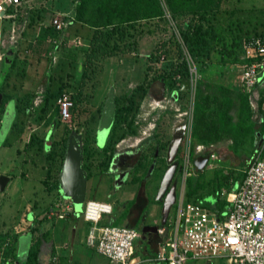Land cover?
<instances>
[{
    "label": "rangeland",
    "instance_id": "obj_1",
    "mask_svg": "<svg viewBox=\"0 0 264 264\" xmlns=\"http://www.w3.org/2000/svg\"><path fill=\"white\" fill-rule=\"evenodd\" d=\"M63 1L66 3L65 11L68 12L74 7L76 0ZM161 1L165 8L163 18L146 22L140 21L132 26H127L123 28L122 35L120 32H115L107 44V52L101 53L97 57H91L85 62L86 70L85 75L80 78L81 84L77 89L69 91L72 106L69 110L70 116L65 121L67 128L62 142L55 143L54 147L59 155L61 168V156L65 152L68 133L74 130L82 135V166L86 172L87 180L86 195L82 206L88 199H98L111 202L114 214L120 213L119 211L126 206L123 199L124 192H121L124 187L114 189L112 185V174L108 173L110 153L113 149L135 151L147 143L142 167L136 169L137 175L133 176L132 173L133 179L127 180L128 182L129 180L142 181L140 173L143 165H148L156 147L159 149L158 159L164 160L167 141L171 136L173 126L179 119H184L187 122V129L178 152V158L183 163V173L176 187L177 198L187 190V172L197 175L194 165L189 160L193 153V146L195 152L200 145L205 151L215 153V158H211L210 163L208 162L209 166L204 167L203 171L198 174L199 180L204 182L198 191L199 194H207L212 190L214 184L207 181L215 175L221 179L222 187L230 189L229 180L225 182L226 177L223 176V173L226 171L227 175L231 176L233 172L245 168L243 157L247 155H242L241 151L246 150V143H242L239 147L240 150L236 154L234 153V157L226 147L230 142L227 139V134L220 133L219 137L217 135L211 137V135L217 129V109L224 96L231 98L230 114L234 120L240 112L242 94L249 96L252 118L258 120L264 116V111L261 109L264 103L259 107V99L264 97V90L261 89L262 84L248 91L240 80L241 70L247 63L244 59L246 55L244 40L255 33L264 32V0H220L218 4L210 5L206 19H203V25L210 28L217 35V39L211 40L213 49H210L208 55H204L202 59L200 56L195 58L189 55L179 34L182 19H190L192 15L186 14L184 18L172 19L163 0ZM56 10L59 11L58 8ZM49 14L46 11L45 20L33 26L26 23L15 50V64L9 70L6 79L0 81L1 91L12 98L4 102L1 98L0 101V119L4 104L6 102L8 104L3 116V125L0 128V145L5 138L15 136L20 141V149L26 150L24 147L27 144L23 146V143L26 140L25 143L30 141V134L35 129L44 133L47 128H50V124L45 127L47 123L44 120L46 117L50 118L54 112L58 113V99L62 93L61 89L65 79L66 61L68 58H72L78 59L80 62L83 59V50L88 47L89 33L85 31L66 32L63 42L55 43L53 38L57 37L59 33L51 30V27L50 29L45 27L49 26ZM74 37H78L81 42L74 45L72 42ZM220 37H223L222 39L227 43L226 47L222 46ZM234 39L239 42L235 54H231L228 50L232 47L231 41ZM164 64H170V69L164 81V97L158 99L150 91V88L161 87L163 80L159 79L158 75L163 72ZM182 74L191 80L190 88L187 91L180 90ZM110 86L115 88L116 121L112 132L107 137L105 146L101 148L96 145L95 136L103 102ZM51 92L55 95L48 100L47 107L43 110L45 96ZM13 98L16 99V104H14ZM203 99L206 101V121L210 126V131L204 135L203 139L194 140L192 137L193 106L197 100ZM26 106L31 111L29 115L24 113ZM57 113L54 114V118ZM46 139L48 140V138ZM211 145L215 146L211 147ZM14 146L19 147L14 143L13 146L0 148V175L9 172L11 167L15 173L20 170L14 163L16 151ZM40 160L44 161L42 155L37 156L36 162ZM30 166L32 165H28L26 168ZM31 174L33 176L25 180L31 183L30 192L25 188V182L20 181L18 179L20 177L14 175L4 191L0 193V234L28 231L31 228L34 214H26L24 198H30L31 201L34 198L40 200L41 206L35 208L36 213H40L43 210L40 208L49 202L55 204L62 199L67 200L59 191V185L51 191L45 189L40 181L41 177L38 176L42 174L41 171ZM160 174L161 170L155 171L148 179L147 185L151 194L158 186ZM21 187H24V192L17 190ZM130 188V185H126L127 191ZM184 197L188 200L186 194ZM150 200L155 201L153 196ZM204 201L212 204L213 197L205 195L200 202L204 203ZM129 207L126 208V213L130 211ZM61 209L63 210V206ZM145 209L149 212V205ZM175 211L176 205L173 204L169 219L174 218ZM156 215V225H161V208L154 214V216ZM59 220L60 218H54L51 224L56 225ZM130 221L126 220L124 216H119L115 224H127V222L132 224ZM150 221L151 218L148 217L147 222ZM48 222L47 219H44L39 224L41 230L46 231L45 237L49 239L53 234L58 241L63 238L70 240L69 231H62L57 225L52 229ZM61 222L64 221H59L60 226L63 224ZM132 227L137 231L134 257L137 264H140L152 252L147 248L146 241L139 235L140 223L137 222ZM27 236L19 251V260L26 254L30 235ZM159 239L157 236L158 241ZM84 249L87 256L84 259V264H109V260L105 256L85 245ZM184 264H228V262L224 258L214 259L211 262L189 258ZM232 264L235 263L232 262Z\"/></svg>",
    "mask_w": 264,
    "mask_h": 264
},
{
    "label": "built area",
    "instance_id": "obj_2",
    "mask_svg": "<svg viewBox=\"0 0 264 264\" xmlns=\"http://www.w3.org/2000/svg\"><path fill=\"white\" fill-rule=\"evenodd\" d=\"M55 1L0 0V65L6 47L18 45L32 9L44 8L45 12L50 13L49 25L59 33L53 41L57 44L63 42V32H67L73 18L58 12L53 6ZM72 42L76 45L81 40L74 37ZM244 46L246 56L259 55L257 60L244 64L241 70V83L250 91L264 81V35L249 38ZM71 106L69 93L62 92L58 99V114L62 121L69 118ZM261 136L263 142L259 144L257 141L242 170L240 181L233 187V181L230 180L231 191H220L228 202L227 210L221 213L201 202L186 200L185 192L182 193L174 203V218H168L166 239H159L157 251L143 261L184 264L189 258L206 262L224 258L235 264H264V133ZM197 148L199 151L204 150L203 147ZM209 158H215V153L211 152ZM191 175V172H187V176ZM61 207L60 202L48 206L41 217L31 223V227L38 226L39 220L44 218H64L71 208L62 211ZM112 208V204L107 201L88 199L84 202L82 216L90 223L86 244L111 263L137 264L134 257L135 228L127 224H104L100 221L103 214L112 212ZM163 230V227H159L158 233ZM41 231L40 228L30 232L31 243L39 239ZM41 244L44 245V241ZM65 248L66 243L52 244L46 250L41 247L37 264H61L59 250ZM0 264H22L15 256L11 234H0Z\"/></svg>",
    "mask_w": 264,
    "mask_h": 264
},
{
    "label": "trees",
    "instance_id": "obj_3",
    "mask_svg": "<svg viewBox=\"0 0 264 264\" xmlns=\"http://www.w3.org/2000/svg\"><path fill=\"white\" fill-rule=\"evenodd\" d=\"M219 1L220 0H163V3L165 4L166 9L172 19H176L178 17L184 18L186 14L192 15L190 19H182L181 29L179 30L182 42L186 45L187 51L189 52V55L191 57L196 58L197 56H200V59H202L204 55H208V51L210 49H213L211 40L217 39V35L210 28L203 25V19H206V14L211 7L210 5L218 4ZM61 2L62 0H56L53 3V6L57 9L58 5H63L65 9V1H63L62 3ZM73 8L74 13L72 24L73 22H78L82 26H86L88 29H91L92 32H90L89 37H87L89 43L88 47L82 52L83 59L79 62L78 59L74 60L72 58H68L66 61L65 79L61 92L67 93H69V91H72L73 89H77V87L81 84L80 78L85 75L86 70L84 66L85 62L91 57H97L101 53L105 54V52H107V44L115 32H120V34L122 35V31L124 30L123 28L132 26L140 21L146 22L150 20H159L164 17L165 13V8L162 5L161 0H76ZM45 17L46 15L44 8L32 9L28 16L27 25L33 26L39 22H43L45 20ZM45 27H48L50 29L51 26L49 25ZM51 30L55 32L52 27ZM74 32L78 33L80 31L77 30ZM63 33L65 34L66 32ZM261 35H264V32L255 33L254 35L247 37L244 40V44L249 38ZM222 38L223 37H220V39L222 40V46L226 47L227 43ZM235 39L234 41H231V45H233L228 50V52L231 54H235L236 46L239 42ZM16 47L17 46L10 45L5 49L1 62L0 81L6 79L9 70L15 64ZM258 58L259 55L244 56V59L245 61H247V63L253 60H257ZM78 64L82 65V68H80V70H78ZM163 66L164 70L161 74L158 75V77L164 82L169 74L168 70L170 69V64H164ZM182 75V77H185L184 74ZM0 94L2 95V102L12 99L7 94L3 93L1 91V88ZM54 95L55 93L51 92L50 94H47L45 96L46 99L42 107L43 110L46 109L48 100ZM240 101V112L238 113L236 120H234L232 115L230 114L231 98L229 96H224L222 98L217 109V129H215L213 135H211V137H215V135L219 137L218 134L220 133L227 134V139L230 140V147H232L234 151H238L242 143L245 144L246 141L253 144V140L257 131H259L260 134L264 132V118L263 121L260 122V125L258 127L255 125L257 123V120H254L252 118L253 113L250 107L249 96L246 94H242L240 97ZM263 103L264 97H261L259 99V107ZM193 109L194 125L192 129V137L194 140H201L203 139L204 135L210 131V126L206 121L207 107L205 99L197 100L194 103ZM30 112L31 111L29 107L26 106L24 109L25 115H29ZM55 113H57V111L54 112L52 116L49 115L50 118L46 117L44 120V122L47 123L46 126L50 124L54 130V134L52 135L51 133L50 138L48 139V143L45 139L48 130L44 133H40L35 129L30 134V141L26 143L27 145L24 147L26 150L29 148H33L32 150L34 154L42 155V157L45 159L47 166V176L43 180V182L46 184L49 190L58 187L57 175L60 170V158L54 146L55 143L62 142L67 128V124L60 119V115L58 113L56 114V117L54 119L53 116ZM115 121L116 102L114 121L111 126L110 132H112L113 130ZM255 145L253 146V149ZM63 156L64 154L61 156V162L63 160ZM142 156L138 162L139 165L144 159L145 152L142 154ZM200 172L201 170L195 169V174L197 175L188 176L186 179L187 190L185 194L188 200L200 202V200L205 195H210L215 199V203L211 204L204 201V203L202 204L210 209H216L221 213L224 212L223 206L226 202L219 199L218 194L220 189L222 188L221 179L216 177V175L212 179H209L207 182L214 184L212 190L207 194H199L198 191L202 187V184H204V182H200L199 180L198 174H200ZM227 174V172L223 173V176L226 177L225 182L229 180L230 175ZM242 176L243 173L241 172L240 178ZM134 179H137V177H134ZM214 192H216V194H213ZM122 216L125 215L122 214ZM111 224H115V221ZM40 228L41 227L39 225L35 227L33 226L29 229V232H34L36 229ZM42 240H44V235L43 239L42 237H39L38 240L29 245V247L27 248L26 256L21 260L22 264H37ZM157 243L158 240L156 239L153 245L154 247H156V249H152V252L157 251Z\"/></svg>",
    "mask_w": 264,
    "mask_h": 264
},
{
    "label": "crops",
    "instance_id": "obj_4",
    "mask_svg": "<svg viewBox=\"0 0 264 264\" xmlns=\"http://www.w3.org/2000/svg\"><path fill=\"white\" fill-rule=\"evenodd\" d=\"M58 9H59V11L58 12H60V13H64V12H66L65 11V9H64V6L63 5H58ZM73 13H74V8H72L70 11H68V12H66V14H68L70 17H72L73 18ZM68 30H69V32H68ZM68 30H67V33H71V31L73 30V31H82V32H87V33H90V32H92L91 31V29H88L86 26H82L81 24H79L78 22H73V24H71L70 25V27L68 28ZM259 84H262V86H261V89H264V81H262L261 83H259ZM257 86H259V85H257ZM256 87V86H255ZM13 101H14V104H15V102H16V99L15 98H13ZM15 106V105H14ZM261 109L264 111V104L262 105V107H261ZM263 118H264V116H261L258 120H257V123L255 124L257 127L260 125V122L261 121H263ZM55 119V118H54ZM254 119V118H253ZM254 120H256V119H254ZM13 121V120H12ZM48 126V125H47ZM46 126V127H47ZM47 130H48V132H47V134H46V137H45V139L46 138H50V135H51V133H53L52 131H53V127H51V125H50V128H47ZM49 133H50V135H49ZM259 133V134H258ZM264 133V132H263ZM262 133V134H263ZM262 134H260V132L259 131H257L256 132V134H255V138H254V140H253V144H251L250 142L248 143L247 141L245 142L246 144H245V148H246V150H244V151H241L242 152V155H247V156H245V157H243V160H244V166H245V164H246V162H247V159H248V157H249V155L251 154V151H252V149H253V146L257 143V141H259V138L261 137V135ZM8 138V139H7ZM7 138H5L4 139V143H2L0 146V148H3V147H7V146H10V145H12L13 146V144L15 143L16 145H18L19 146V143H20V141H19V139H17V138H15V136H13L12 138H10V137H7ZM229 141V140H228ZM25 142H27V140L25 141ZM23 143V146H25L26 145V143ZM214 147L215 145H211V147ZM15 147V146H14ZM198 147H201L200 145L198 146ZM226 147H227V149L229 150V151H231L232 152V154H233V156L235 157V155H234V153L236 154L240 149H238V151H234L233 150V148L232 147H230V142L226 145ZM16 148V147H15ZM33 148H29V149H27V150H23V149H20V146L18 147V148H16V151H15V158H14V163L20 168V170H17V172L15 173V171L13 170V168L11 167L10 169H9V172H7V173H5V175H8L9 176V181H8V183L11 181V179L14 177V175H16V177H20V178H18L20 181H24L25 183H24V185H25V188L26 189H28V191L30 192V187H31V183H28V182H26L25 180L27 179H29L31 176H33V174H31V173H35L36 174V172H39V171H41V175H38L39 177H41L40 178V181L43 183V185L45 186V189H47L48 191H51V190H49L48 188H47V186H46V184L43 182V180L46 178V176H47V166H46V161H45V159H44V161L43 162H41V160L40 161H38V162H36V160H37V156H40V155H38V154H34V152H33V150H32ZM199 148H197V150H196V152H195V154L196 153H198L199 152V150H198ZM208 153H211V152H209L208 151ZM210 161V160H209ZM208 161V162H209ZM210 163V162H209ZM209 163H207V165L205 166V167H208L209 166ZM28 165H32V166H30L29 168H26ZM194 167H195V165H194ZM26 169V170H25ZM29 169H31V170H29ZM195 169H197L196 167H195ZM204 169V168H203ZM203 169L201 170V172L203 171ZM243 170V169H242ZM242 170H237V171H235V172H233L232 173V175L230 176V178H229V184H230V186L232 187V183H231V181L230 180H232L233 181V187H235L236 185H237V183H238V181H240V173L242 172ZM30 171V172H29ZM200 172V173H201ZM225 173H226V171H225ZM239 174V175H238ZM23 178V179H22ZM58 178V177H57ZM208 180V179H207ZM200 182H202V181H200ZM7 183V184H8ZM126 185H130L131 186V188L129 189V191H127L126 190ZM126 185H124V186H122V187H124L123 188V190H121V192H124L123 193V199L124 200H129V199H131L135 194H139V189L137 188V183L136 184H127L126 183ZM6 187H7V185H6ZM5 187V188H6ZM230 187V189H227V188H224V187H222L221 189H220V191H222L223 189L224 190H226L227 192L228 191H231V188ZM120 189H122V188H120ZM17 190H21L22 192H24L23 190H24V187H21L20 189L19 188H17ZM127 191V192H126ZM220 191H219V199H221V200H223V201H225L226 203L224 204V209H223V211L225 212L226 210H227V207H228V202L226 201V198H225V194H221L220 193ZM26 193V192H25ZM142 194H144L143 192H142ZM27 195V194H26ZM145 196L146 197H148V198H150V197H152L153 196V194H151L150 192H149V190H148V188H147V191L145 192ZM24 200L26 201L25 202V208L27 209H25L26 210V214H28V215H31L32 213L34 214H32L33 216H32V218H33V221H36V220H38L40 217H41V215H42V211H44L48 206H50V205H52V204H54L53 202H49L48 204H46V205H44L42 208H40V209H43L40 213H36V207H40L41 206V204H40V200H38V199H33V201H31V199L30 198H27V199H25L24 198ZM95 200H98V199H95ZM150 200V199H149ZM98 201H103V200H98ZM57 202H60L61 203V205L63 206V210L62 211H65L66 209H68V208H71L66 214H65V217L64 218H60V220L59 221H64V222H61V223H63L61 226L59 225V221H58V223L56 224L57 226H59V228L60 229H62V231H66V232H68L69 231V237H70V240L68 239V238H61L62 240H59L58 241V239L56 240L55 238H54V235L53 234H51V236L49 237V239L47 238V237H45L44 236V240H42V241H44V245H42L41 244V246L40 247H42V249L43 250H46V247L47 246H50V245H52V244H56V245H62L63 243H66L67 244V248H65V249H61V250H59V252H60V263L61 264H84V259H85V257H87L86 256V254H85V249H84V245L85 246H87V244H86V237H87V232H88V230H89V227H90V223L88 222V221H86L84 218H83V216H82V212L81 213H76L74 210H73V205H72V203L70 202V200L69 199H67V200H64V199H62L61 201H57ZM108 202V201H107ZM109 203H111V202H109ZM213 203H215V199L213 198ZM212 203V204H213ZM112 204V203H111ZM113 206V205H112ZM126 208H127V206L125 207V208H123V209H121L119 212L120 213H118L117 212V214H114V211H112L113 213H110V214H103L102 216H101V222L102 223H104V224H107V223H112V222H114V221H116V219L119 217V216H122V214L123 215H125V212H126ZM160 208H161V205L155 200V201H153L150 205H149V212H148V217H150L151 218V221H150V223H153V224H156V222H157V215L156 216H154V214H156L159 210H160ZM39 209V210H40ZM143 208H141V209H138V213L139 214H142L143 213ZM127 213H129L128 215H127V217H126V215L124 216L125 218H126V220L129 218V215H130V211L129 212H127ZM126 213V214H127ZM44 219H47L49 222V225L52 223V219H48V218H44ZM44 219H42V220H39V222H41V221H43ZM57 219H59V218H57ZM104 220V221H103ZM66 221V222H65ZM70 223H69V222ZM127 223H129V222H127ZM133 222H132V224L131 223H129V225L130 226H133ZM56 225H52L51 224V228L53 229V228H55L56 227ZM128 225V224H127ZM158 227H160V228H162L163 226L162 225H158ZM46 232V231H45ZM44 231H41V234H40V237H42V239H43V235H44V233H45ZM9 234H11V233H9ZM30 235L29 236V244H28V247H29V245H30V243H31V234H30V232L29 231H19V232H14V233H12L11 235L13 236V239H14V251H15V256H16V258L18 259L19 258V251L21 250V248H22V243H23V240H24V238L27 236V235ZM28 237V236H27ZM146 244H147V241H146ZM158 244V243H157ZM158 246V245H157ZM27 247V248H28ZM88 247V246H87ZM88 248H90V247H88ZM147 248L148 249H150L151 250V252H152V249H156V247H154L153 245L152 246H150V247H148V244H147ZM155 252H152L149 256H147V257H150V256H152L153 254H154ZM146 254V253H145ZM43 256V258L45 257L44 255H42ZM25 257V255L23 256V258ZM146 257V258H147ZM22 258V257H21ZM22 258V259H23ZM21 259V260H22ZM157 264L156 262H154V261H142L140 264ZM109 264H113V263H111V262H109ZM228 264H232V263H230V262H228Z\"/></svg>",
    "mask_w": 264,
    "mask_h": 264
},
{
    "label": "water",
    "instance_id": "obj_5",
    "mask_svg": "<svg viewBox=\"0 0 264 264\" xmlns=\"http://www.w3.org/2000/svg\"><path fill=\"white\" fill-rule=\"evenodd\" d=\"M81 65L78 64V70ZM190 88V79L188 77L181 78V91H187ZM165 94V82L161 81L160 94L158 99H162ZM1 99V94H0ZM115 115V88L110 86L105 101L103 102V108L100 114L98 127L96 130L97 145L102 147L110 132L111 126L114 121ZM187 129V122L184 119H180L172 129V135L169 140L168 148L166 151L167 167L162 176L158 191L155 196V200L161 202V221L160 224L164 230L162 233H158V225H143L141 227V233L146 234L148 232L156 233L158 238L165 240L168 234L167 220L169 218L172 205L176 201V187L177 179L173 180L174 173L178 166L176 159L181 142L185 136ZM259 134V133H258ZM47 140V139H46ZM263 142V137L259 138V144ZM48 143V140H47ZM82 135L77 131H71L66 140L65 152L62 160V165L58 175L59 191L64 198L70 200L73 205V210L76 213L83 211V201L86 195V172L82 166L83 154H82ZM209 161V154L205 156L197 157L194 160V165L197 169L202 170ZM126 178V174H121L115 177L113 187L114 189L120 188ZM9 176L5 174L0 175V193L4 191ZM143 235L141 239H143Z\"/></svg>",
    "mask_w": 264,
    "mask_h": 264
},
{
    "label": "flooded vegetation",
    "instance_id": "obj_6",
    "mask_svg": "<svg viewBox=\"0 0 264 264\" xmlns=\"http://www.w3.org/2000/svg\"><path fill=\"white\" fill-rule=\"evenodd\" d=\"M150 91H152L156 97H159L160 88L154 89L151 87ZM1 98H2V95H1ZM0 101H1V99H0ZM7 105L8 104L6 102L4 104V107L2 108V111H1L0 128L3 125L2 121H3V116L5 114ZM171 135H172V133H171ZM95 138H96V136H95ZM170 138H171V136H170ZM170 138H169V140H170ZM169 140L167 141L166 151L168 148ZM181 144H182V142H181ZM96 145H97V141H96ZM104 146H105V144L102 147H104ZM146 146H147V143H144L142 145V147H140L139 149H136L135 151L134 150L131 151L128 149H125V150L113 149L112 152L110 153V156H109L108 173L112 174V177H111L112 185L114 183L115 177H117L121 174H126V178H125L124 182L122 183L121 187L126 185V183L127 184H136L137 183V188L139 189V194L138 193L135 194L131 199L124 200V202H125V205L127 207L130 206L129 208H131L130 209L131 212H130L128 220H131L134 224L137 222L140 223L139 235L144 236L143 239L145 241H147L148 247H150V246L154 245V242L157 239V234L153 233V232H148L146 234L141 233V227L143 225H156V224L147 222L148 212L146 211L145 207L150 205L153 201L149 200V199H151V197L148 198L145 196V192L147 191V188H148V185H147L148 181H149L148 179L151 177V175L153 173H155V171L157 172L158 170L159 171L161 170L158 186L156 187V190L153 193V199L155 200V196H156V193L158 191L162 176H163L164 171H165L168 164L166 162V152H165V156L163 157L164 160H160V159H158L159 149L156 147V149L154 150V152L151 156V159H150V162L148 163V165H145V164L143 165L145 167L142 169V171L140 173L142 181L140 180V181L133 182V181L129 180V182H128L127 181L128 179H133L132 173H133V176L137 175L138 173H135L136 169L142 167L141 165L144 162V159L142 160V163L140 165L138 162H139L142 154L145 152ZM178 152H179V150H178ZM206 154H210V153H208V151L202 150V151H199L198 153L195 154V151H193L189 160L194 165V160L197 157L205 156ZM142 158H143V156H142ZM176 159L178 161V166L176 168V171L174 173L172 181L177 179V183H178L179 178L181 177V175L183 173V165H182L183 163L178 158V153H177ZM209 160H210V158H209ZM162 163H164V164H162ZM142 192L144 194H142ZM157 202L161 205V202H159V201H157ZM141 208H143L144 211L142 214H139L138 209H141ZM128 214L129 213L125 214L126 217ZM160 219H161V217H160ZM127 224L129 225V223H127Z\"/></svg>",
    "mask_w": 264,
    "mask_h": 264
},
{
    "label": "bare ground",
    "instance_id": "obj_7",
    "mask_svg": "<svg viewBox=\"0 0 264 264\" xmlns=\"http://www.w3.org/2000/svg\"><path fill=\"white\" fill-rule=\"evenodd\" d=\"M227 262H228V260H227Z\"/></svg>",
    "mask_w": 264,
    "mask_h": 264
}]
</instances>
